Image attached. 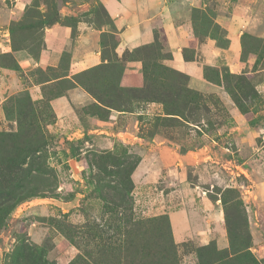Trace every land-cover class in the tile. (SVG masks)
Wrapping results in <instances>:
<instances>
[{
	"label": "rangeland",
	"instance_id": "obj_1",
	"mask_svg": "<svg viewBox=\"0 0 264 264\" xmlns=\"http://www.w3.org/2000/svg\"><path fill=\"white\" fill-rule=\"evenodd\" d=\"M0 264H264V0H0Z\"/></svg>",
	"mask_w": 264,
	"mask_h": 264
},
{
	"label": "crops",
	"instance_id": "obj_2",
	"mask_svg": "<svg viewBox=\"0 0 264 264\" xmlns=\"http://www.w3.org/2000/svg\"><path fill=\"white\" fill-rule=\"evenodd\" d=\"M115 5V4H114ZM116 6V5H115ZM118 6L122 8V13L125 14L129 9L126 5V2L123 1V3L120 5L118 3ZM117 7V10H120L121 8ZM113 14V17H117L121 15L120 11H117ZM119 12V13H118ZM117 13V14H116ZM121 15V17L124 18V15ZM122 19H118V22H121ZM125 24V23H124ZM121 27L123 25H120ZM128 29H131V28H125L124 29V32H123V35L126 34L128 32ZM147 37V36H146ZM144 39V36L143 34L140 35V41H143ZM123 44L122 46H128V44H131V42H127L125 40V38L123 37ZM182 48V47H181ZM183 49V48H182ZM240 50H241V43L238 39H232L228 45V48H217L215 47L212 51V57L214 59H217V58H220L222 59L223 57L226 59V60H229L231 61L232 63L236 62L237 60H239V55H240ZM175 52V50H174ZM176 54H177V57H178V65H177V70L182 72V73H185L186 75L189 76L190 78V88L192 90H195L197 92H204L208 86H213L212 83L208 82V80L204 77V74L202 72L201 69L197 68L196 67V63L195 62H189V61H186L183 57V54L181 51H177L176 50ZM102 61L100 60V58L98 57V55L96 54H86L82 59H78V60H74L73 59V63H72V68L73 70H75L76 66L77 65H83L85 68H92V67H95L99 64H101ZM177 63V61H176ZM59 102H61L62 104L64 103H67V99L66 98H62ZM120 113L119 112H115L113 111V114L111 115V119H117L119 117ZM237 120V119H236ZM242 122H245V121H242ZM238 124H243V123H240V120L238 119ZM239 129V128H238ZM246 130V129H245ZM234 135L236 138L240 137L241 135H238L236 136V131H234ZM204 142L206 140V136L203 138ZM243 140H249V138H244ZM209 142H206L204 144V146L200 147L199 149L195 150V151H189L187 152L186 154H180V152L174 148V147H170V161H176V160H180L182 163L186 162L187 160H190L191 161H205V162H208V160H211L213 161L215 159V157H213L211 154L213 153L212 152V147L207 144ZM241 148V149H240ZM239 150L237 152H240L242 151V147H240ZM174 165V164H172ZM141 166V165H140ZM184 212H179L178 214H174V213H170V221H171V224H172V228H173V233H174V237L176 239L177 242H181L183 241L182 238L184 239L185 236L188 235V231H189V234L192 233V230H191V227L189 225L190 223V220H189V217L188 215H186V213ZM219 220H221V217H219ZM184 222L187 223V227L184 228L182 225L184 224ZM181 223H183L181 225ZM185 225V224H184ZM181 227V228H180ZM207 225L204 224V228L203 230H199L197 232H199V235L202 234V237H207L209 234L210 236H214V231H212L209 227L210 225H208V229L206 228ZM218 228L220 230H222V225L221 223L218 224ZM196 232V230H195ZM210 236H208L207 238H209Z\"/></svg>",
	"mask_w": 264,
	"mask_h": 264
}]
</instances>
